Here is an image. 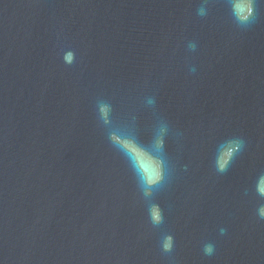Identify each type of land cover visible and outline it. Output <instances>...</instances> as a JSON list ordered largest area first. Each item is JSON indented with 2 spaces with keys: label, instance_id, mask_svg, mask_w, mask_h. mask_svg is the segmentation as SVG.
<instances>
[{
  "label": "water",
  "instance_id": "water-1",
  "mask_svg": "<svg viewBox=\"0 0 264 264\" xmlns=\"http://www.w3.org/2000/svg\"><path fill=\"white\" fill-rule=\"evenodd\" d=\"M262 189L264 0H0V264H264Z\"/></svg>",
  "mask_w": 264,
  "mask_h": 264
},
{
  "label": "clouds",
  "instance_id": "clouds-1",
  "mask_svg": "<svg viewBox=\"0 0 264 264\" xmlns=\"http://www.w3.org/2000/svg\"><path fill=\"white\" fill-rule=\"evenodd\" d=\"M240 7H243V6L241 5ZM242 18L246 19V17H242ZM227 155H230V152L229 153H226V157H227ZM221 167H223V165H221ZM262 191H264V189H262ZM153 218L156 219V220L159 219L158 212L155 211V210L153 211ZM209 251H210V249H209Z\"/></svg>",
  "mask_w": 264,
  "mask_h": 264
}]
</instances>
